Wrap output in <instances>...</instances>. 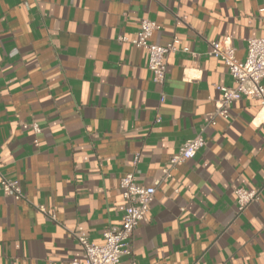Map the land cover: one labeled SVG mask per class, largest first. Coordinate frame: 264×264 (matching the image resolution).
<instances>
[{"label":"crops","instance_id":"obj_1","mask_svg":"<svg viewBox=\"0 0 264 264\" xmlns=\"http://www.w3.org/2000/svg\"><path fill=\"white\" fill-rule=\"evenodd\" d=\"M263 3L0 0V175L24 195L0 192V264H70L83 253L74 234L102 243L125 211L120 179L151 184L208 124L217 87L234 85L210 42L230 37L243 60L247 40L264 37ZM143 18L159 26L152 43L176 36L189 48L167 55L161 83L144 49L116 40ZM215 121L205 146L156 186L120 264H264V105L243 96ZM238 187L259 190L241 212Z\"/></svg>","mask_w":264,"mask_h":264},{"label":"built area","instance_id":"obj_2","mask_svg":"<svg viewBox=\"0 0 264 264\" xmlns=\"http://www.w3.org/2000/svg\"><path fill=\"white\" fill-rule=\"evenodd\" d=\"M258 11L264 16V3ZM157 29L159 26L154 21L143 18L134 37L119 35L116 40L119 43H130L137 48L144 49L147 53V68L152 73L153 81L161 83L165 78L167 55L178 50L189 52V48L180 46V40L176 36L163 45L152 43L150 37ZM208 54L220 59L225 64L234 85L217 87L220 91V97L215 101L214 111L209 114L208 124L203 126L194 137L183 141L177 153L168 159V165L158 170L151 184L144 185L138 182L133 172L126 173L120 179L121 194L125 201V211L121 224L108 227L103 233L102 243H92L85 237L74 234L82 246L83 253L80 257L72 258L70 264H120L122 256L131 254L132 233L149 210L156 186L164 178L170 177L172 167L192 158L205 146L206 140L203 136L205 128L215 125L217 117L226 118L232 103L243 96L257 98L264 105V87L261 85V81L264 79V37L247 40L246 55L243 60L236 58L235 47L228 36L211 41ZM22 127L23 129L30 128L35 134L41 130L37 122L25 123ZM137 160L138 154H135L133 157L134 166ZM0 192L17 200L24 199L21 183L17 178L0 175ZM233 192L236 197L238 212L259 200V190L257 189L238 187ZM30 204L45 217L55 220L53 209L47 208L45 205ZM130 264L137 263L132 259Z\"/></svg>","mask_w":264,"mask_h":264}]
</instances>
